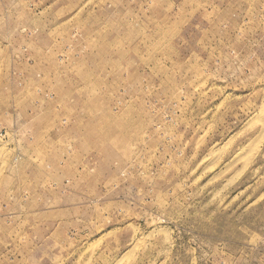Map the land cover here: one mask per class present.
<instances>
[{"label":"rangeland","instance_id":"rangeland-1","mask_svg":"<svg viewBox=\"0 0 264 264\" xmlns=\"http://www.w3.org/2000/svg\"><path fill=\"white\" fill-rule=\"evenodd\" d=\"M0 264H264V0H0Z\"/></svg>","mask_w":264,"mask_h":264}]
</instances>
